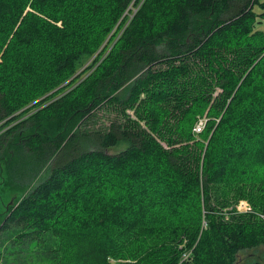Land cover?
Segmentation results:
<instances>
[{
    "label": "trees",
    "instance_id": "obj_1",
    "mask_svg": "<svg viewBox=\"0 0 264 264\" xmlns=\"http://www.w3.org/2000/svg\"><path fill=\"white\" fill-rule=\"evenodd\" d=\"M262 20L264 0H0V184L23 194L0 261L264 264Z\"/></svg>",
    "mask_w": 264,
    "mask_h": 264
},
{
    "label": "rangeland",
    "instance_id": "obj_2",
    "mask_svg": "<svg viewBox=\"0 0 264 264\" xmlns=\"http://www.w3.org/2000/svg\"><path fill=\"white\" fill-rule=\"evenodd\" d=\"M255 29L259 30L262 32V34L264 35V20H262L261 22H257L255 24ZM5 48V46H4ZM3 50H1L0 55L2 54ZM1 60V59H0ZM198 118H202V119H206L207 122V117L205 115L203 116H199ZM206 124V123H205ZM194 127V126H193ZM205 129V126L202 128L201 131H203ZM201 133V132H200ZM23 194L16 192V190L14 188H8L5 187L4 185L0 184V224L3 222V218L7 212L8 209V205H12L14 203H16V201H19L21 199ZM235 208L240 211V212H254L255 209L251 206V204L245 200V199H240L236 204H235ZM260 215L264 218V213L260 212ZM34 248V247H33ZM25 249V248H24ZM24 249H21L18 251V249H15L17 252L23 251ZM35 249V248H34ZM25 251H23L22 253H24ZM10 254L9 250L8 253L6 255L8 263L9 264H18V261L14 258V255ZM244 254H240V257H243ZM24 263V259H22ZM34 260V259H33ZM1 264H8V263H4L3 261H0ZM20 263V264H21Z\"/></svg>",
    "mask_w": 264,
    "mask_h": 264
},
{
    "label": "built area",
    "instance_id": "obj_3",
    "mask_svg": "<svg viewBox=\"0 0 264 264\" xmlns=\"http://www.w3.org/2000/svg\"><path fill=\"white\" fill-rule=\"evenodd\" d=\"M206 119L198 118L194 124L193 131L195 133L201 132L202 128L205 126Z\"/></svg>",
    "mask_w": 264,
    "mask_h": 264
}]
</instances>
